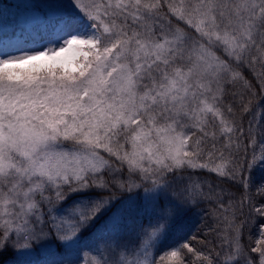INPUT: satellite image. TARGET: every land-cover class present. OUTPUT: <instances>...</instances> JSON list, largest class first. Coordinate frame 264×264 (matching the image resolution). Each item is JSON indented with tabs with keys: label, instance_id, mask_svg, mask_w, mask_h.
Masks as SVG:
<instances>
[{
	"label": "snow or ice",
	"instance_id": "snow-or-ice-1",
	"mask_svg": "<svg viewBox=\"0 0 264 264\" xmlns=\"http://www.w3.org/2000/svg\"><path fill=\"white\" fill-rule=\"evenodd\" d=\"M24 15L19 35L0 26V257L264 264V204L236 224L223 191L215 262L172 243L213 194L190 170L264 194V0H32Z\"/></svg>",
	"mask_w": 264,
	"mask_h": 264
},
{
	"label": "trees",
	"instance_id": "trees-1",
	"mask_svg": "<svg viewBox=\"0 0 264 264\" xmlns=\"http://www.w3.org/2000/svg\"><path fill=\"white\" fill-rule=\"evenodd\" d=\"M16 29L19 24H15ZM246 75H248L246 73ZM251 79V77L249 76ZM243 89L239 84L235 87H229L225 85V104H231L235 111V119L239 122L243 119L246 124L248 117L241 115L240 112V97ZM256 91L259 93V85H256ZM247 99V97H245ZM219 162V161H217ZM244 162L243 152H241L235 163L241 165ZM193 180H199L203 184V189L205 193L209 192V186L213 190L211 198L203 199L199 205L195 208L191 215L190 230L183 233H178L172 238V243L174 244L177 240V244L187 240L188 243L195 248L197 251H202L205 255H210L215 262V254L221 251L222 239L217 236L218 232H222L224 229V224L222 222L221 213L222 210L219 209V205L216 202V194L223 192L229 193V196L224 197L225 204H227L228 199L231 197L234 200L236 209V224H240L246 218H255L257 214L254 212V208L264 204V194L257 192L255 186H252L250 190L245 194L242 186L238 183H233L226 177H218L214 173H209L206 170H190ZM257 180L261 176H264V172L257 171L255 173ZM247 195V199L244 200L243 207H240V201L244 199ZM255 229L250 228L248 224H245L242 228L241 242L245 245L246 250L258 260V255L256 253H251V247H255L256 236L254 234ZM195 236L196 239H189L190 236ZM251 236V240L249 237ZM164 250V247L156 250L157 264H159V256ZM181 254L185 257L186 261H193L194 257L192 254L187 253L186 249L181 250ZM10 259L9 255H4L0 257L1 264H4Z\"/></svg>",
	"mask_w": 264,
	"mask_h": 264
},
{
	"label": "rangeland",
	"instance_id": "rangeland-1",
	"mask_svg": "<svg viewBox=\"0 0 264 264\" xmlns=\"http://www.w3.org/2000/svg\"><path fill=\"white\" fill-rule=\"evenodd\" d=\"M29 2H32V0H0V26L10 30L15 24H19L16 29L19 35L20 28L24 26L25 22L24 5ZM26 35L24 38H26ZM228 86L232 87V89L235 87V85L231 84H228ZM255 218L258 219L257 216ZM177 242L175 240L174 244H177ZM7 261L4 264H7Z\"/></svg>",
	"mask_w": 264,
	"mask_h": 264
}]
</instances>
